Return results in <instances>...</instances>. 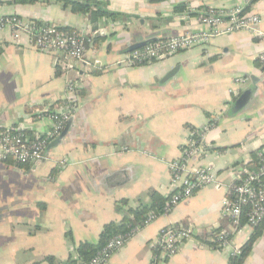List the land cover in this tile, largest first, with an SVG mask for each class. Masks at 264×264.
I'll list each match as a JSON object with an SVG mask.
<instances>
[{"label":"crops","instance_id":"crops-1","mask_svg":"<svg viewBox=\"0 0 264 264\" xmlns=\"http://www.w3.org/2000/svg\"><path fill=\"white\" fill-rule=\"evenodd\" d=\"M93 1L115 17L91 23L56 1L0 4V19L86 35L98 31L86 46L85 62L62 72L54 54L35 50L26 35L15 39L11 27H0V133L27 130L32 139L44 137L52 129L40 116L44 111L68 110L71 121L48 144L44 160L22 166L0 161V264L65 261L80 243H97L104 225L123 219L117 202L127 201L124 211L149 204L150 191L171 197L168 163L180 157L189 130L203 128L210 117L216 125L205 154L189 165L213 166L221 187L201 188L180 201L138 230L106 264H150L167 226L190 227L194 235L175 255L160 253L157 264H228L230 250L212 249L198 235L227 228L222 200L240 164L264 148V68L257 59L264 52V0L250 8L262 35H221L134 67L119 63L136 46L208 34L199 13L241 8L243 0ZM236 78L245 82L236 84ZM69 85L85 92L74 106ZM247 90L251 95L240 105ZM252 232L245 224L233 235V245L243 246ZM243 264H264V231Z\"/></svg>","mask_w":264,"mask_h":264},{"label":"built area","instance_id":"built-area-1","mask_svg":"<svg viewBox=\"0 0 264 264\" xmlns=\"http://www.w3.org/2000/svg\"><path fill=\"white\" fill-rule=\"evenodd\" d=\"M256 0H243V7L227 12L207 10L198 14L197 20L209 28L208 34H191L159 40L133 49L125 54L120 61L124 67H134L165 60L172 55L186 51L207 42L210 38L247 31L262 35L257 25L259 18L250 11ZM8 26L13 30V37L18 39L20 34L26 35L28 43L35 50L52 53L57 58L62 72L73 69L77 64L85 62L87 44L98 31L86 35L77 31H66L51 24L24 22L16 17L0 19V27ZM258 62L264 68V52L258 56ZM242 78H236L235 83H244ZM68 89L73 93V86ZM41 117L52 122V129L44 137L28 140L22 133L2 132L0 134V160L12 158L20 165L36 163L44 160L48 144L57 138L70 120V112L44 111ZM216 122L210 117L201 129L189 130L187 140L180 149V157L168 163L170 189L172 191L168 206H175L185 198L191 197L199 189L214 186L220 188L217 171L213 166L191 167L192 160L205 154L208 147L207 135ZM238 177L229 187L227 196L222 200L221 218L227 223V228L221 229L216 238L221 250H230L229 256L239 255L240 247L233 245V235L239 232L241 219L246 212V226L256 227L264 220V148L255 153V160L243 162L238 167ZM154 215H149L143 227L154 221ZM142 227V228H143ZM141 228L117 235L107 242L88 264H106L111 254L122 248L125 243ZM193 229L167 226L159 232L154 244L165 257H171L179 251L180 245L193 238ZM156 258L150 264H157Z\"/></svg>","mask_w":264,"mask_h":264},{"label":"trees","instance_id":"trees-1","mask_svg":"<svg viewBox=\"0 0 264 264\" xmlns=\"http://www.w3.org/2000/svg\"><path fill=\"white\" fill-rule=\"evenodd\" d=\"M51 1L62 2L65 7H68L70 12L73 14H81L86 16L91 23H95L102 17H115V14L107 12L104 4H100L93 0H85L80 3L79 0H3L2 3H8L11 5H33L36 3L49 4ZM182 7H177L176 12H181ZM5 19V18H2ZM68 31V30H67ZM56 76H59V72L56 73ZM74 89V88H73ZM74 97L71 100V106L76 104V97H84L85 92L83 90L74 89ZM51 112V111H50ZM211 123V122H210ZM211 125L214 127L216 122H212ZM17 133L14 131H10ZM22 133L29 141L33 140L30 137V133L27 130L19 131ZM1 134V133H0ZM255 160V154L252 156ZM5 164H17L13 161L12 158H5L0 160ZM18 165V164H17ZM22 166V165H18ZM150 203L147 205L140 204L135 209H127L123 211V207L127 204L126 200H121L116 203L115 210L123 215V219L119 222H111L103 226L101 233L99 234L98 241L95 244L82 242L74 250L73 255H70L65 261H57L54 258H46L49 264H88L89 261L98 253L109 240L117 235H122L130 232L135 228H142L144 222L149 215H154L155 218L166 214L172 207L168 206L170 196L162 197L155 191H150L148 193ZM246 224V212L243 213L241 219V227ZM221 229H224L222 226L217 229H208L201 231V234L198 235L199 239L206 243L210 248L221 250L217 246L215 241ZM264 231V220L253 228V232L247 242L240 247L239 255H230L228 258V264H243L245 258L250 253L253 244L257 238ZM154 257L156 260L159 257L160 250L157 247H153Z\"/></svg>","mask_w":264,"mask_h":264},{"label":"water","instance_id":"water-1","mask_svg":"<svg viewBox=\"0 0 264 264\" xmlns=\"http://www.w3.org/2000/svg\"><path fill=\"white\" fill-rule=\"evenodd\" d=\"M3 2V0H0V4ZM145 44H142L140 46H136L135 48L133 49H136V48H140L142 46H144ZM173 75V72L169 75V76H172ZM251 95V90H247L245 92H243V94L241 95L240 99H239V103L240 105H243L246 101H248L249 97ZM71 125V121H69L66 125V129H68ZM65 129V131H66ZM58 142V141H57Z\"/></svg>","mask_w":264,"mask_h":264},{"label":"bare ground","instance_id":"bare-ground-1","mask_svg":"<svg viewBox=\"0 0 264 264\" xmlns=\"http://www.w3.org/2000/svg\"><path fill=\"white\" fill-rule=\"evenodd\" d=\"M260 224V223H259ZM255 228V227H254Z\"/></svg>","mask_w":264,"mask_h":264}]
</instances>
